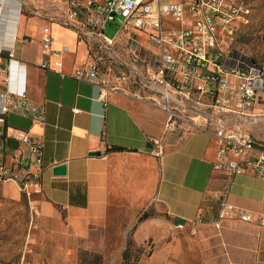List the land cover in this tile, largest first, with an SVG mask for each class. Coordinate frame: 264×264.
<instances>
[{"label":"crops","instance_id":"crops-1","mask_svg":"<svg viewBox=\"0 0 264 264\" xmlns=\"http://www.w3.org/2000/svg\"><path fill=\"white\" fill-rule=\"evenodd\" d=\"M68 16V6L60 0H3L0 8V44L13 48L17 59L11 61L12 74L17 61L22 63L21 87L45 107L44 124L9 113L6 133L0 135V154H6L8 166L14 155L31 162L26 187L39 189L59 213L67 212L71 232L85 224L101 227L104 264H122L131 234L139 245L160 235L164 242L165 230L169 237L165 215L156 216L157 222L155 217L139 222L151 206L173 219L213 221L218 195L228 188L232 205L264 216V179L216 170L211 133H166L168 115L160 107L74 75L88 60L89 48L79 26L65 24ZM46 35L53 47L67 48L60 69L39 65ZM0 62L8 64L6 53L0 54ZM4 77L0 73V89ZM16 129L31 137L42 134L39 164L28 144L14 137ZM253 136L264 149V132ZM153 138L161 141L160 155L154 152ZM113 146L124 149L114 151ZM95 151L100 154L92 155ZM57 164H66L64 175L54 173Z\"/></svg>","mask_w":264,"mask_h":264},{"label":"built area","instance_id":"built-area-1","mask_svg":"<svg viewBox=\"0 0 264 264\" xmlns=\"http://www.w3.org/2000/svg\"><path fill=\"white\" fill-rule=\"evenodd\" d=\"M45 1L46 0H42ZM67 4V25L79 26L90 49L99 44L108 52L115 51L121 66L128 64L122 51L131 49V75L152 95L137 97L148 100L168 115L166 133L209 132L217 146L213 166L227 174H251L264 179V149L250 133L230 127L232 118L264 115V61H258L233 46L235 31L251 13L246 0H60ZM3 0H0V8ZM26 4L21 1L20 5ZM84 17L81 18V14ZM122 19L113 35L106 25ZM50 35L42 39L43 58L40 67L60 69L67 49L53 47ZM9 57L0 62L4 75L0 89V135H4L6 117L17 113L33 122L45 123V107L31 101L21 87L20 70L11 71L15 58L13 48L0 44V54ZM21 68V69H20ZM122 74H126L123 70ZM79 80L104 86L97 64L84 62L74 71ZM18 82V86L11 85ZM107 89L109 88L104 86ZM136 97V96H135ZM261 110V111H260ZM17 140L26 142L41 162L43 136H28L15 130ZM156 155L162 153L160 139L153 138ZM0 154V181H14L26 186L25 172L31 162L14 155L12 166ZM228 218L264 226V216L236 207L228 200V188L218 195V211L213 223ZM203 218L196 221L201 223Z\"/></svg>","mask_w":264,"mask_h":264},{"label":"rangeland","instance_id":"rangeland-1","mask_svg":"<svg viewBox=\"0 0 264 264\" xmlns=\"http://www.w3.org/2000/svg\"><path fill=\"white\" fill-rule=\"evenodd\" d=\"M246 2L251 13L235 31L233 46L264 61V0ZM121 24L122 19L117 17L106 25V32L113 35ZM115 51L94 44L86 62L98 65L107 80L104 86L149 98L152 91L145 90L131 75L133 51H122L126 66L119 64ZM244 117L230 119V127L252 135L264 132V115ZM147 211L156 222L159 215L169 219L170 235L167 238L165 230L164 242L162 235L145 244L135 242L143 249L138 264L140 260L142 264H264V226L258 223L230 218L219 225L207 220L176 224L162 209L151 206ZM67 222V212L59 213L39 189L0 181V264H78L79 241L76 251L75 236ZM102 236L104 241L103 229Z\"/></svg>","mask_w":264,"mask_h":264},{"label":"trees","instance_id":"trees-1","mask_svg":"<svg viewBox=\"0 0 264 264\" xmlns=\"http://www.w3.org/2000/svg\"><path fill=\"white\" fill-rule=\"evenodd\" d=\"M114 151H120L124 148L113 146ZM153 215L147 210L139 217L142 222ZM72 232L78 237V264H104V241L102 236V228L90 224H85L78 230ZM142 247H137L133 238H129L127 246L122 255V264H138Z\"/></svg>","mask_w":264,"mask_h":264},{"label":"water","instance_id":"water-1","mask_svg":"<svg viewBox=\"0 0 264 264\" xmlns=\"http://www.w3.org/2000/svg\"><path fill=\"white\" fill-rule=\"evenodd\" d=\"M92 155H99V151L91 152ZM54 173L59 175H64L66 173V164H57L53 168ZM176 224L178 223H184L185 221L183 219L176 218L174 221Z\"/></svg>","mask_w":264,"mask_h":264}]
</instances>
